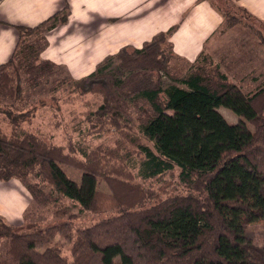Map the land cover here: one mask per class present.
I'll return each mask as SVG.
<instances>
[{
  "label": "trees",
  "instance_id": "obj_1",
  "mask_svg": "<svg viewBox=\"0 0 264 264\" xmlns=\"http://www.w3.org/2000/svg\"><path fill=\"white\" fill-rule=\"evenodd\" d=\"M211 1L228 27L239 22L229 9L264 26L229 0ZM58 19L64 24L67 16ZM47 21L16 26L18 43L0 64V98L10 101L0 105V119L11 126L8 134L0 126V182L17 180L38 204L61 207L64 198L97 217L76 227L78 214L70 212L65 220L26 232L24 223L12 225L0 215V264H264V249L248 237L251 225L264 224V85L242 91L208 54L186 72L175 71L174 56L165 47L168 33L161 32L140 49L122 47L79 80L65 75L68 80L56 83L53 91L72 83L74 94L100 99L85 111L88 126L73 129L80 128V140L56 145L38 128L29 129L38 107L16 106L25 75L63 71L39 59L43 36L38 48L29 42ZM50 100L59 101L55 95ZM219 107L254 129L229 124ZM108 131L120 134L114 146L88 145L87 137ZM112 159L115 164L108 166ZM65 166L81 172L78 182L66 175ZM165 175L175 179L177 193L158 199L143 183ZM98 180L111 183L113 194L102 193ZM109 200L114 211L105 217ZM60 234L72 241L70 260L49 246Z\"/></svg>",
  "mask_w": 264,
  "mask_h": 264
},
{
  "label": "crops",
  "instance_id": "obj_2",
  "mask_svg": "<svg viewBox=\"0 0 264 264\" xmlns=\"http://www.w3.org/2000/svg\"><path fill=\"white\" fill-rule=\"evenodd\" d=\"M229 3L264 21V0ZM62 15L67 16L64 24L58 19ZM45 21L39 58L60 65L73 80L92 73L122 47L140 49L161 32L168 33L166 47L172 61L186 72L200 55L212 53L218 42L214 35L224 25L211 0H0V64L18 43L16 26L33 27ZM28 199L17 180L0 182V215L9 224L23 223Z\"/></svg>",
  "mask_w": 264,
  "mask_h": 264
},
{
  "label": "rangeland",
  "instance_id": "obj_3",
  "mask_svg": "<svg viewBox=\"0 0 264 264\" xmlns=\"http://www.w3.org/2000/svg\"><path fill=\"white\" fill-rule=\"evenodd\" d=\"M229 11L231 13L230 15H232V13L235 14V18L239 22L233 27H228L224 19V25L219 29L218 33L214 35V38H218V42L216 46L212 47V53L208 55L213 63L218 64L221 72L226 73L231 82L236 84L238 88L244 92H252L255 91L256 88L264 85V44L261 43V38H264V26L249 18L242 17L241 14L237 12H231V9H229ZM260 34L261 37H258ZM42 35L43 33L40 36L31 37L30 40L32 41L29 42L34 43L38 48L42 45ZM171 65L175 71L180 73L185 72V69H183L180 63L172 61ZM114 66L115 63L113 64V67ZM65 75L68 74L64 70L25 75L23 83L24 93L22 99L16 104L20 109L38 107V115L35 116L33 124L29 129L38 128V131L47 142L60 146H65L69 139L73 142L80 140L77 134L80 128L78 127L77 131L73 129L79 126L80 123L81 129L84 130L85 127L83 124L86 125L84 122L85 111L93 110L100 103V99L98 98H93L89 95L81 96L74 94L72 91V83H63L58 87L57 92L53 91L52 89L57 82L62 79H67ZM163 81L164 85L169 82L168 79L165 78ZM63 87H65L67 91H62ZM52 95L58 97V103L50 100ZM9 102L10 101L7 99L0 98V105H5ZM41 102H45L44 105H40L39 103ZM58 106L60 110L57 112V110L54 109ZM218 111L229 124L243 122L247 130L252 131L254 129L251 124L246 123L241 117L234 115L228 109L219 107ZM53 113L59 114L60 117L63 116V121H59L58 118L53 117ZM0 126L7 134L10 133L11 126L6 120L4 121L0 119ZM119 139L120 134L113 131L103 132L100 136H90L86 138V140H88V145L91 147L99 144L112 147L115 145V141ZM127 145L130 146L129 144ZM113 163L115 164V161L112 159L109 160V163L107 164L110 166ZM63 170L72 180L76 182L79 181L81 175L80 171L68 166L63 167ZM136 172L137 168H134L132 173L135 174ZM135 180L136 182L139 181L138 178ZM163 181H165V183H163ZM35 182L37 181L30 178V183L33 184ZM2 183L5 184V182ZM110 184L111 183L109 182L98 180V189L104 194L112 195L113 191L111 190ZM174 184L175 179L169 175H165L160 179L147 180L143 183V186L154 189L157 192V197L159 199L177 193ZM120 186L121 185H118L114 188L118 189ZM42 188L45 192L50 191L47 186H42ZM117 198L119 199L120 195ZM28 201V209L24 213V224L22 225L23 230L26 232L31 231L35 227V229H43V227L53 223V220H65L70 212H77L78 214V219L74 223L76 227L89 225L92 220L97 217L93 215L94 211H91L90 213L81 211L80 207L73 206L64 198H61L60 200L61 207L53 204H38L32 199L31 201L29 199L26 200V203H28ZM111 202H113V200L107 201L111 210L104 213L106 214L105 217L111 215L113 213L112 211H114V205H112ZM20 223L21 222L11 224L18 225ZM70 235H74V231H72ZM248 237L252 244L264 249V224L251 225L249 227ZM71 245L72 241L65 238L62 234L56 235V237L49 243L50 247L58 248L60 254L68 260H70L71 257ZM1 249L2 242H0V252Z\"/></svg>",
  "mask_w": 264,
  "mask_h": 264
}]
</instances>
